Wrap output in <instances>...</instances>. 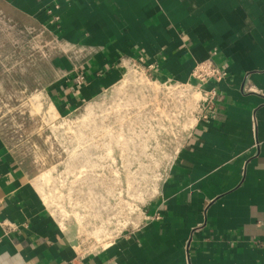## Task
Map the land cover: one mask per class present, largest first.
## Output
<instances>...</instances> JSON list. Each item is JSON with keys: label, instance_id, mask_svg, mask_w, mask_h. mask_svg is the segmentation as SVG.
Returning <instances> with one entry per match:
<instances>
[{"label": "crops", "instance_id": "0c3cea01", "mask_svg": "<svg viewBox=\"0 0 264 264\" xmlns=\"http://www.w3.org/2000/svg\"><path fill=\"white\" fill-rule=\"evenodd\" d=\"M3 30L21 51L30 32L42 33L47 80L42 66L41 90L16 91L46 93L65 114L116 87L123 59L156 65L160 82L199 85L191 73L209 58L226 74L156 196L100 249L57 222L39 175L0 132V264H264V0H0ZM51 36L73 52L49 60ZM6 42L0 33V89L34 63L3 55ZM76 67L87 78L81 87Z\"/></svg>", "mask_w": 264, "mask_h": 264}, {"label": "rangeland", "instance_id": "374dc122", "mask_svg": "<svg viewBox=\"0 0 264 264\" xmlns=\"http://www.w3.org/2000/svg\"><path fill=\"white\" fill-rule=\"evenodd\" d=\"M0 33L8 41L3 55L26 56V64L34 61L31 69L17 72L18 78L2 81L0 132L27 170L39 175L37 191L57 222L72 227L91 249L103 248L135 225L171 165L172 158L161 153V143L155 139L159 130L155 109L162 93H145L136 82L128 91L110 88L76 111L62 113L46 93L16 91L41 90L37 75L42 66L47 80V63L39 61L43 45L37 40L42 33L30 32V44L22 51L11 45L10 30ZM48 38L43 50L49 60L73 52L72 46L58 45L56 37ZM127 68L131 78L143 73L142 68ZM53 74L50 65V82ZM193 99L197 103L199 96L194 93Z\"/></svg>", "mask_w": 264, "mask_h": 264}, {"label": "built area", "instance_id": "2783aa9c", "mask_svg": "<svg viewBox=\"0 0 264 264\" xmlns=\"http://www.w3.org/2000/svg\"><path fill=\"white\" fill-rule=\"evenodd\" d=\"M49 14L52 15L53 21L57 22L58 17L53 12H49ZM129 65L142 68V75L137 74L133 76L134 78H131L127 68ZM156 67L153 64L147 65L143 58L123 59L120 62V68H123L125 73L116 87L119 86L120 90L128 91L130 85L137 82V86L143 88L145 93H155L157 90L162 93L155 109L157 115L155 123L159 129L157 132L158 137H155V139L161 143V153L169 154L172 158L170 169L183 143L190 137L192 130L195 128L194 122L196 121V124H198L208 120L217 97L215 84L223 82L226 72L216 65L213 58L199 62L191 73L192 80L199 84L194 85L189 82L182 83L173 80L160 82L152 75V71ZM75 80L78 87L83 86L87 81L80 67L75 68ZM145 80L151 82V84H159V88L150 86V84L145 83ZM211 84L214 86L208 89L204 88V86ZM157 93L153 95L155 96ZM194 93L199 96L197 103L193 102Z\"/></svg>", "mask_w": 264, "mask_h": 264}]
</instances>
